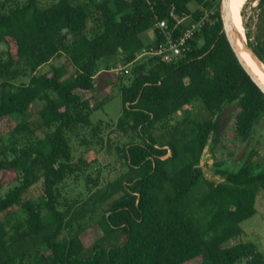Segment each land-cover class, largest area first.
<instances>
[{
	"label": "trees",
	"instance_id": "16d2710c",
	"mask_svg": "<svg viewBox=\"0 0 264 264\" xmlns=\"http://www.w3.org/2000/svg\"><path fill=\"white\" fill-rule=\"evenodd\" d=\"M40 1H0V264H264L250 242L223 247L255 213L264 159L252 150L235 171L219 161V182L200 167L227 105L230 145L264 119V95L222 32L220 0ZM256 8L246 46L264 65V0ZM202 17L174 63L145 53ZM98 72L120 96L113 121L91 120L108 100L97 99ZM194 103L208 119L190 118Z\"/></svg>",
	"mask_w": 264,
	"mask_h": 264
},
{
	"label": "rangeland",
	"instance_id": "374dc122",
	"mask_svg": "<svg viewBox=\"0 0 264 264\" xmlns=\"http://www.w3.org/2000/svg\"><path fill=\"white\" fill-rule=\"evenodd\" d=\"M55 1L56 0H41L39 5L44 8ZM75 1L81 2L82 0H74V2ZM256 5L257 0H246L243 5L241 14L244 35L247 30H253L257 14ZM188 6L191 10L194 9L192 3H189ZM246 42L247 40L245 36V45ZM0 49H3V47H0ZM120 67L121 66H118L116 70L120 69ZM100 76L101 72H98L94 81L97 88V99L99 101H102L103 99L108 100L92 113L91 120L93 123H97L99 120L104 122L115 120L119 116L121 108L120 96L117 93V89L108 85V83L101 79ZM20 80L24 82L27 81L26 79H19L18 81ZM188 111L190 118L193 121L209 118L208 114L199 103H194L189 106ZM231 111L232 106L227 105L216 117L218 123L217 129L210 135L209 142L200 159V167L205 178L213 182H219L221 180L220 177L215 174V171L219 168L216 167L215 164L219 161L223 163L222 167L220 166V169L225 168L227 170L235 171L245 161L252 150L258 153L257 156L253 157L254 160L264 159V119H261L255 125L251 137L245 143L232 142L230 145L227 143L226 139L221 137L222 132L227 126ZM74 148H76V146H74ZM98 159L99 171L101 174L111 178L113 176V170L109 169L113 168L112 161L103 154V151L100 152ZM38 192L37 188L33 191V193ZM254 207V215L242 221L239 225L242 230V235L233 241L226 242L223 244V247H230L240 241L250 242L255 245L258 252L264 255V192L260 191L256 195ZM187 264L200 263L198 261H192ZM236 264H245V260H241Z\"/></svg>",
	"mask_w": 264,
	"mask_h": 264
},
{
	"label": "built area",
	"instance_id": "2783aa9c",
	"mask_svg": "<svg viewBox=\"0 0 264 264\" xmlns=\"http://www.w3.org/2000/svg\"><path fill=\"white\" fill-rule=\"evenodd\" d=\"M209 13L212 14L213 11ZM203 17H207V14H205ZM203 17L186 26L182 34L176 39H173L170 34L164 33L163 41L158 42L155 46L148 47L145 53L148 55L156 56L165 63H174L179 57H181L189 50L190 47L188 45V42L194 39L195 36L201 32V29L204 25ZM164 27V20H160L155 25V28L159 30L164 29ZM148 33L151 40H153V32L148 31ZM118 74H127V69H118Z\"/></svg>",
	"mask_w": 264,
	"mask_h": 264
},
{
	"label": "bare ground",
	"instance_id": "6f19581e",
	"mask_svg": "<svg viewBox=\"0 0 264 264\" xmlns=\"http://www.w3.org/2000/svg\"><path fill=\"white\" fill-rule=\"evenodd\" d=\"M246 0H240L232 21V11L235 0H228V16L234 33V39L242 59L246 62L255 77L264 86V65L255 57V55L245 45L244 28L242 26L241 10Z\"/></svg>",
	"mask_w": 264,
	"mask_h": 264
},
{
	"label": "water",
	"instance_id": "95a60500",
	"mask_svg": "<svg viewBox=\"0 0 264 264\" xmlns=\"http://www.w3.org/2000/svg\"><path fill=\"white\" fill-rule=\"evenodd\" d=\"M219 17H220L221 24H222V32L224 33L225 38H226V40L228 42V45H229L232 53L234 54L238 64L240 65L242 70L246 73V75L250 78L252 83L264 95V86L255 77V75L253 74L251 69L248 67L246 62L242 59V57L240 55V52L238 50V47L236 45V42H235V39H234L233 29L231 27V23H230L229 16H228V0H220L219 1Z\"/></svg>",
	"mask_w": 264,
	"mask_h": 264
},
{
	"label": "crops",
	"instance_id": "0c3cea01",
	"mask_svg": "<svg viewBox=\"0 0 264 264\" xmlns=\"http://www.w3.org/2000/svg\"><path fill=\"white\" fill-rule=\"evenodd\" d=\"M147 36L149 37V39L151 40L150 36H149V33H147Z\"/></svg>",
	"mask_w": 264,
	"mask_h": 264
}]
</instances>
